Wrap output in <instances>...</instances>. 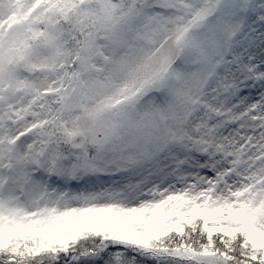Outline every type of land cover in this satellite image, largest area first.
Masks as SVG:
<instances>
[{
	"label": "snow or ice",
	"instance_id": "snow-or-ice-1",
	"mask_svg": "<svg viewBox=\"0 0 264 264\" xmlns=\"http://www.w3.org/2000/svg\"><path fill=\"white\" fill-rule=\"evenodd\" d=\"M0 264H264V0H0Z\"/></svg>",
	"mask_w": 264,
	"mask_h": 264
}]
</instances>
